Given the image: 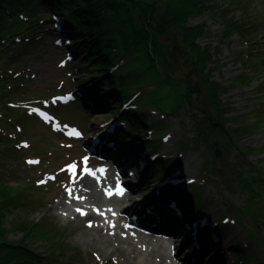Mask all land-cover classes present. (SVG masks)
Returning <instances> with one entry per match:
<instances>
[{
    "label": "rangeland",
    "instance_id": "374dc122",
    "mask_svg": "<svg viewBox=\"0 0 264 264\" xmlns=\"http://www.w3.org/2000/svg\"><path fill=\"white\" fill-rule=\"evenodd\" d=\"M199 1L201 11L187 22L203 28L196 42L211 55L202 65L203 75L217 87L220 106L218 109L204 102L205 90L200 87L196 101L206 106L211 116L219 113V123L226 132L220 142L228 147V164L243 176L242 181L247 183L242 182L243 187L253 188L243 189L235 183L228 186L223 177L218 180L212 172L210 178L200 174L208 161L211 165L219 164L220 157L212 156V145L205 140L184 146L185 139L195 135V121L202 117L199 108L190 110L197 114L195 118L185 108L164 115L141 106L150 113L151 126L118 120L119 112L114 104L105 105L104 97L93 93L95 76L85 69L84 50L71 58L68 46L42 25L36 29L43 44L21 50L20 54L8 50L2 56V64L8 71L0 76V187L6 205L4 226L9 241H21L48 257L42 264H118L115 257L78 239L84 227L55 214L58 201L91 167H95L92 178L100 185L103 198H109L115 189L106 183L107 169L119 177L112 155L129 154L124 151H130L135 158L127 175L137 182L145 169L148 179L147 186H135L134 192L117 183L119 193L128 196L126 204L144 203L141 208L145 205L144 209H148L153 197L175 203L184 222L191 221L197 228L196 257L200 261L211 256L208 264H264V0ZM143 85L147 88L152 83ZM100 102L101 106L97 107L95 103ZM129 107L120 106L119 110ZM159 121L167 124V130L163 129L161 134L165 131V139L170 132L172 142H161L158 148H153L154 124ZM150 128L154 130L151 136ZM128 141H134L131 147ZM218 147L219 144L215 145L213 151ZM161 151L168 154L165 165L156 158ZM188 155L193 158L184 162L186 173L180 184L197 185L202 200L198 205L200 213L196 215L186 213L178 185L165 183L176 177L180 159ZM220 168L221 165L215 171ZM162 170L167 174L160 179ZM84 192L81 190L88 195ZM245 205L249 209L239 218V223L238 217L221 220L223 211L230 213ZM115 212L110 206L100 212L102 224L110 229L115 226ZM121 219L123 224L126 221L127 229L133 225L141 233L145 231L127 234L139 248H146L141 235L148 238L145 234L153 233L151 238H156L161 233L130 222L129 214H122ZM163 235L166 236L158 239L167 241L175 236ZM175 257L174 261L182 264L183 259L176 254Z\"/></svg>",
    "mask_w": 264,
    "mask_h": 264
},
{
    "label": "trees",
    "instance_id": "16d2710c",
    "mask_svg": "<svg viewBox=\"0 0 264 264\" xmlns=\"http://www.w3.org/2000/svg\"><path fill=\"white\" fill-rule=\"evenodd\" d=\"M199 2L0 0V76L3 71H8L2 64V56L8 50L20 54L21 50L23 52L43 44L36 28L44 25V30H50V34L68 46L71 58H76L81 49L84 50L85 69L95 76L93 93H100L105 105L114 104L113 107L119 112L118 120L121 118L132 124L138 122L151 126L152 117L145 110L146 107L164 115L173 110L176 113L178 108H185L188 112L193 107L199 108L202 117L199 122L195 121V135L186 138L184 146L205 140L214 150L215 145L219 144L223 151V156L218 158L219 164L211 165L208 161L200 174L203 178H210L209 172H212L218 180L223 177L228 186L235 183L243 187V176L228 164V147L220 142L226 132L219 123V113L211 116L206 112V106L202 107L196 101L200 87L202 91L205 90L202 96L204 102L206 100V103L218 109L220 106L216 97L217 87L214 88L203 75L202 65L211 58L196 42L203 28L187 22L190 16L201 11ZM147 83H152V86L144 87L143 84ZM120 106L130 107L119 110ZM190 114L196 118L197 114ZM154 126L156 133L151 146L158 148L164 142L163 133L167 124L159 121ZM163 129L165 131L161 134ZM148 133L151 136L154 130L150 128ZM211 135L216 138H211ZM162 162L165 165L167 161ZM219 165L220 170L215 171ZM166 174L160 171L159 178ZM190 183L178 184V188L185 201L186 213L196 215L200 208V192L197 185ZM252 188L247 185L243 187L248 190ZM248 199L251 205L252 200L250 197ZM5 208L0 187V264H42L49 260L23 242L7 239L3 220ZM248 209L245 205L231 210L232 213L223 211L221 220L232 221L238 217L239 223V218ZM217 229L218 226H215Z\"/></svg>",
    "mask_w": 264,
    "mask_h": 264
},
{
    "label": "bare ground",
    "instance_id": "6f19581e",
    "mask_svg": "<svg viewBox=\"0 0 264 264\" xmlns=\"http://www.w3.org/2000/svg\"><path fill=\"white\" fill-rule=\"evenodd\" d=\"M100 104L101 102L95 103L97 107H100ZM165 136L164 144H166L168 140L172 142V139L170 140V132ZM132 142L134 143V141ZM128 143L130 147L133 145L130 141H128ZM165 146L163 148H165ZM124 153L129 154L125 156H121L117 153L116 155H112V161L119 170L116 171L119 177H116L113 170L109 167L108 169L106 168L107 171H109L106 183L110 188L112 187L115 189L109 198H103L99 188L100 185L94 182L92 178L95 167H91L90 170L85 171L75 181L74 185L58 201L56 204L58 211L55 215L84 227L78 239L87 244V246H91L107 256L111 255L115 257L118 264H177V262L174 261L176 258L175 254L183 259L182 264H208L207 262L210 260L211 256L208 259L205 258L204 261H200L196 257L199 250L197 228L192 225L191 221H188L189 223L184 222L181 216H179L175 203L171 201L166 202V200H155L153 197L149 202L152 206L147 204L148 209H144L145 205L141 208L144 203H138L137 205L135 201H131L126 204L128 196L124 193H119L118 189L115 187L117 183L124 184L132 190L131 192H134L135 186L142 184L147 186L148 179L145 178V169L144 173H142V171L140 172V177L137 178V182H134L131 177L127 175L126 172L135 164V158L130 154V151H124ZM166 154L167 151H161L156 155V158L166 160V156L168 155ZM136 156L139 155L136 154ZM192 158V156L188 155L183 157V160L180 159V169L176 177L169 181L167 180L165 183H169L173 186L180 184V178L186 173L184 170V162L186 161L187 163L189 160H192ZM81 190H84V193L88 195L81 193ZM199 200H202L201 194L199 195ZM106 206H110L116 211L114 229H110L101 222L102 214L100 212ZM171 208L176 214L172 212ZM71 209L72 211H70ZM124 213L129 214L130 222H134L144 229L148 228L161 233L155 236L156 238H151L153 233H146L145 235H148V238L141 235L140 237L146 241V248H139L136 242L130 239L127 234L129 232L142 234L145 233V231L141 233V231L133 225L132 228H125L124 224L126 221L123 224L121 219V215ZM192 230H194V232H192ZM163 233H168L169 235L175 234V236L171 237L172 240L167 241L158 239L166 236L163 235Z\"/></svg>",
    "mask_w": 264,
    "mask_h": 264
},
{
    "label": "water",
    "instance_id": "95a60500",
    "mask_svg": "<svg viewBox=\"0 0 264 264\" xmlns=\"http://www.w3.org/2000/svg\"><path fill=\"white\" fill-rule=\"evenodd\" d=\"M216 145H218V144H216ZM213 154H214L213 155L214 157H220L221 158L222 157V149L221 148L219 149V147L216 148L215 151H213Z\"/></svg>",
    "mask_w": 264,
    "mask_h": 264
}]
</instances>
